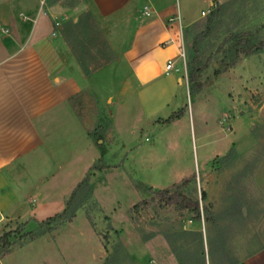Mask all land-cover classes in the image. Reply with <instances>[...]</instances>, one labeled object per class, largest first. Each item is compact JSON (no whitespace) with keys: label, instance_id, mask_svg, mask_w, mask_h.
<instances>
[{"label":"rangeland","instance_id":"1","mask_svg":"<svg viewBox=\"0 0 264 264\" xmlns=\"http://www.w3.org/2000/svg\"><path fill=\"white\" fill-rule=\"evenodd\" d=\"M211 2L223 6L210 36L201 45L203 61L209 56L212 59L198 77L200 88L190 91L183 31L190 26L188 21L204 17L200 11H209ZM162 3L171 6L174 18L179 16L182 25L179 42L182 38L184 58L176 59L182 80L176 100H183L181 108H186L187 118L179 125L162 118L144 120L131 74L123 66L106 74L98 90L100 102L86 94L76 107L90 131L104 124L100 123L102 114L110 122L104 124L98 141L107 169L93 172L90 201L71 221L52 230L37 229L39 221L62 211V195H69V189L93 163L79 178L73 166L67 171L69 184L35 205L31 214L35 218L7 223L4 230L14 232L0 261L7 257L5 264H180L177 252L186 264H229L264 243V210L252 177L264 157V52L241 55L232 65L220 62L233 33L244 32L264 42V0ZM107 95L112 96V103L107 102ZM90 144L96 152L95 162L100 157L99 146L91 139ZM232 147L229 160H214ZM192 177L182 191L193 199L205 191L215 223L207 224L203 218L191 221L186 210L164 205L136 187L140 183L174 190ZM238 205L242 215L234 209ZM196 232L201 234L203 260ZM184 252L192 257L186 260Z\"/></svg>","mask_w":264,"mask_h":264},{"label":"crops","instance_id":"2","mask_svg":"<svg viewBox=\"0 0 264 264\" xmlns=\"http://www.w3.org/2000/svg\"><path fill=\"white\" fill-rule=\"evenodd\" d=\"M169 18L162 0H0V234L35 218V205L69 184L73 166L79 178L94 162L76 107L86 94L100 102L104 76L122 66L131 74L144 120L183 106L180 34ZM168 60L177 70L166 72ZM252 177L264 210V157ZM234 264H264V243Z\"/></svg>","mask_w":264,"mask_h":264},{"label":"trees","instance_id":"3","mask_svg":"<svg viewBox=\"0 0 264 264\" xmlns=\"http://www.w3.org/2000/svg\"><path fill=\"white\" fill-rule=\"evenodd\" d=\"M223 6L221 4L212 5L209 12L202 18L194 23L190 24L188 29L184 30L183 38L186 39L187 42V50H186V67H187V83L189 90H193L200 88V84L198 82V77L202 72L203 67L212 59V56L207 57L205 62L202 59L201 54V45L202 43L210 36L216 22L221 16ZM191 36V37H190ZM190 37V39H189ZM230 44L226 50L223 51V55L220 58V62L228 61L229 64H233L235 59H238L241 55H245V57L258 54L264 52V42L254 40L250 35L244 32H236L233 33L229 38ZM87 70V69H85ZM87 73V72H86ZM215 73L217 71L215 70ZM186 113V108H181L180 110L173 112L168 118L164 121L166 123H171L180 119ZM100 123H104L105 125L110 123L109 119L105 114H102ZM98 124L91 131L88 132V137L95 141L98 144V141L102 139V135L105 131V125ZM100 157L97 161L93 162V164L87 169L84 173V176L80 179V181L75 185V187L70 192L69 196L64 201V207L61 212L56 213L50 217L45 218L42 221L38 222V228L42 229L46 228L48 230H52L53 228L61 225L63 223L69 222L75 216L76 211L86 202L90 201L93 190L90 186L91 177L94 171H104L107 169V166L104 164L105 152L101 146H99ZM234 150L230 149L226 154L216 157L214 160L218 159L220 162H224L230 159L233 156ZM193 177L189 180H184L180 183V185L176 186L174 190L167 189H155L151 186H146L143 184H136L137 188H143L145 191L152 196H154L157 201L163 203L164 205H173L177 210H186L189 214H191V221H200L203 218L204 222L207 224L215 223V219L213 217L211 206L207 204V195L205 191L200 192L199 199H193L189 197L182 191V186L187 182H192ZM200 203V204H199ZM235 211L242 215V212L239 209V205L234 208ZM16 231H19L16 230ZM14 231L8 230L1 234L0 236V257H3L9 250L11 246L10 238ZM184 234H190V232H183ZM28 235H31L32 232H27ZM196 235L199 236V258L201 260L204 259L203 254V244L200 238V232H196ZM185 253V252H184ZM176 258L180 264H186L181 256V253L175 252ZM186 260L191 258L190 254L185 253ZM205 264V261L201 262V264ZM229 264H234L229 263Z\"/></svg>","mask_w":264,"mask_h":264},{"label":"built area","instance_id":"4","mask_svg":"<svg viewBox=\"0 0 264 264\" xmlns=\"http://www.w3.org/2000/svg\"><path fill=\"white\" fill-rule=\"evenodd\" d=\"M208 12H209V11H207V12H201V15H202V16H205ZM175 19H176V20H175ZM168 21H169V22H173V21H176V22H177V30H178L180 36L182 37V26H181V24H180V18H179V16H177L176 18H169ZM56 25H57V23H56ZM179 56H181V57L184 58V47H183V45H182V38H181V45H180ZM165 68H166V72L171 71V70H177V69L175 68V62L172 61V60H168V61H167Z\"/></svg>","mask_w":264,"mask_h":264},{"label":"water","instance_id":"5","mask_svg":"<svg viewBox=\"0 0 264 264\" xmlns=\"http://www.w3.org/2000/svg\"><path fill=\"white\" fill-rule=\"evenodd\" d=\"M243 57V56H242Z\"/></svg>","mask_w":264,"mask_h":264}]
</instances>
